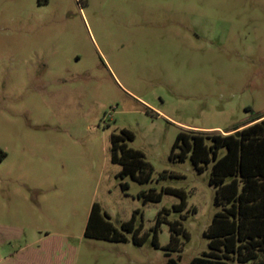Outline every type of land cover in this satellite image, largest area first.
<instances>
[{"label":"rangeland","instance_id":"374dc122","mask_svg":"<svg viewBox=\"0 0 264 264\" xmlns=\"http://www.w3.org/2000/svg\"><path fill=\"white\" fill-rule=\"evenodd\" d=\"M264 116V0H0V264H166L168 209L180 264L207 250L216 208L209 169L170 159L179 131L228 132ZM152 167L118 176L110 136ZM164 175V176H162ZM127 188L123 189L122 185ZM184 191L143 204L139 194ZM141 245L86 237L92 205ZM195 209V213H187Z\"/></svg>","mask_w":264,"mask_h":264},{"label":"trees","instance_id":"16d2710c","mask_svg":"<svg viewBox=\"0 0 264 264\" xmlns=\"http://www.w3.org/2000/svg\"><path fill=\"white\" fill-rule=\"evenodd\" d=\"M133 134L121 130L110 136L111 162L121 166L120 178L130 177L139 184L151 181L152 167L144 155L130 148ZM170 159L175 162L189 160L197 174L209 169L208 185L215 195L213 205L216 212L203 236L208 240L207 250L194 257L190 264H264V116L248 122L231 131L201 132L181 130L172 145ZM164 176V175H162ZM127 188L126 184L122 185ZM163 194L177 196L180 202L172 207L173 212L181 213L187 207L184 191L164 188L157 192L150 189L142 191L139 197L143 204L157 203ZM195 213L190 209L187 213ZM170 211L163 208L158 212L153 230L152 245L160 248L157 230L168 224L169 243L163 249L166 264H180V256L171 257L170 252H179L181 238L189 241V233L183 225L188 215L170 221ZM142 215L136 210L131 219L123 222L121 231L109 221L98 204L92 205L85 229L86 237L100 238L112 242H127L123 232L133 234L135 245L143 244L148 233L140 236L142 221L135 226L136 219Z\"/></svg>","mask_w":264,"mask_h":264},{"label":"crops","instance_id":"0c3cea01","mask_svg":"<svg viewBox=\"0 0 264 264\" xmlns=\"http://www.w3.org/2000/svg\"><path fill=\"white\" fill-rule=\"evenodd\" d=\"M220 133H223L224 134V132H220Z\"/></svg>","mask_w":264,"mask_h":264}]
</instances>
